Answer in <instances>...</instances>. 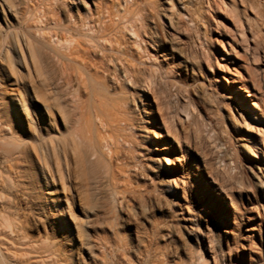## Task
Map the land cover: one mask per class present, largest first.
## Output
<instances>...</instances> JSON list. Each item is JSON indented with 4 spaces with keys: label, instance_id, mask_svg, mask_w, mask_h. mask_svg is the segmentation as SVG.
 I'll list each match as a JSON object with an SVG mask.
<instances>
[{
    "label": "rangeland",
    "instance_id": "1",
    "mask_svg": "<svg viewBox=\"0 0 264 264\" xmlns=\"http://www.w3.org/2000/svg\"><path fill=\"white\" fill-rule=\"evenodd\" d=\"M96 1L66 0L79 13ZM138 1L160 9V24L148 22L158 62L149 58L143 66L155 71L153 84L144 86L140 74L136 83L115 80L111 88L116 84L112 92L126 97L135 116V162L143 168L115 204L107 190L91 197L81 255L72 257L73 242L58 231L62 260L198 264L205 255L208 264H264V116L240 89L247 72L237 64L247 55L262 75L264 58L241 44L217 48L209 23L226 24L251 43L253 34L264 40V0ZM179 15L186 25H179ZM168 116L178 133L169 132ZM22 206L35 223L31 234H45L48 224L26 202ZM78 210L82 214L79 201Z\"/></svg>",
    "mask_w": 264,
    "mask_h": 264
},
{
    "label": "bare ground",
    "instance_id": "2",
    "mask_svg": "<svg viewBox=\"0 0 264 264\" xmlns=\"http://www.w3.org/2000/svg\"><path fill=\"white\" fill-rule=\"evenodd\" d=\"M159 10L138 0H97L82 13L66 0H0V264H65L58 231L78 257L91 197L107 190L115 204L131 189L143 168L135 162L138 130L128 100L111 87L136 83L140 74L144 86L153 84L155 71H145L153 58L148 22L160 24ZM178 22L186 25L182 15ZM209 23L217 48L241 44L264 58L259 34L251 43L226 24ZM248 60L237 61L247 72L239 87L264 116V73ZM170 116L169 132L178 133ZM24 202L48 224L45 234H31ZM198 264H208L205 255Z\"/></svg>",
    "mask_w": 264,
    "mask_h": 264
}]
</instances>
